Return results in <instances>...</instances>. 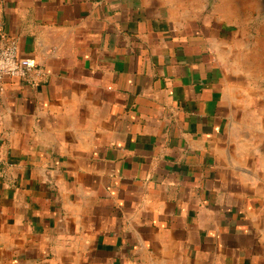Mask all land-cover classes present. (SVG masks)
<instances>
[{"label": "crops", "instance_id": "crops-1", "mask_svg": "<svg viewBox=\"0 0 264 264\" xmlns=\"http://www.w3.org/2000/svg\"><path fill=\"white\" fill-rule=\"evenodd\" d=\"M257 31L264 0H0L44 74L0 90V264H264Z\"/></svg>", "mask_w": 264, "mask_h": 264}, {"label": "built area", "instance_id": "built-area-1", "mask_svg": "<svg viewBox=\"0 0 264 264\" xmlns=\"http://www.w3.org/2000/svg\"><path fill=\"white\" fill-rule=\"evenodd\" d=\"M7 79H19L30 86H38L44 80L41 67L32 58H22L15 39L4 38L0 46V90Z\"/></svg>", "mask_w": 264, "mask_h": 264}, {"label": "rangeland", "instance_id": "rangeland-1", "mask_svg": "<svg viewBox=\"0 0 264 264\" xmlns=\"http://www.w3.org/2000/svg\"><path fill=\"white\" fill-rule=\"evenodd\" d=\"M256 35H259V37H257L254 47L255 49L256 48L260 49L261 51L260 53H258V55L252 57V61L253 63H255V66H257L258 68V66H261L264 64V36H263L264 31H259V32L257 31ZM259 74L263 75V72L260 73L258 72V69H257V71L255 72V75H259Z\"/></svg>", "mask_w": 264, "mask_h": 264}]
</instances>
